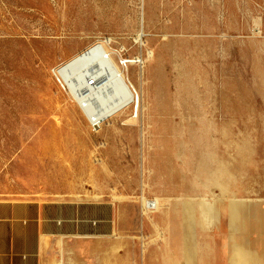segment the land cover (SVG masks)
Segmentation results:
<instances>
[{
	"label": "rangeland",
	"instance_id": "rangeland-1",
	"mask_svg": "<svg viewBox=\"0 0 264 264\" xmlns=\"http://www.w3.org/2000/svg\"><path fill=\"white\" fill-rule=\"evenodd\" d=\"M107 39L121 66L141 53L145 61L144 44L154 57L144 82L130 67L137 116L131 107L95 132L54 70ZM211 170L227 184L237 177L240 202L264 210V0H0V198L58 201L79 229L114 219L136 237L120 249L144 255L155 227L142 197L177 198L178 173L197 183ZM196 214L187 198L178 221L186 264H198ZM222 229L233 252L217 264L264 260L240 221L226 214Z\"/></svg>",
	"mask_w": 264,
	"mask_h": 264
},
{
	"label": "crops",
	"instance_id": "crops-1",
	"mask_svg": "<svg viewBox=\"0 0 264 264\" xmlns=\"http://www.w3.org/2000/svg\"><path fill=\"white\" fill-rule=\"evenodd\" d=\"M173 168L167 165L168 171L176 175ZM177 177L181 188L177 198L159 194L152 199L142 197V210L144 198L158 202L156 211L144 213L143 210V219L155 227L154 233L146 235L148 240L143 242L144 255L120 249L130 243L135 247L136 237L115 227L114 219H110V227L106 229L96 228L95 222L85 223L86 228L79 229L75 218L62 216L58 201L38 197L0 198V264H186L187 254L178 221L184 201L191 197L195 199L197 209L198 264H215L220 252L231 256L233 243L222 229L226 214H230L232 221H240L245 236L257 234L255 245L264 256V210L240 202L242 199L235 191L237 177L229 184L217 170L200 173L197 183L186 180L188 176L184 171ZM201 190L211 195L194 194ZM101 198L97 194L91 200L101 201ZM114 199L122 200L123 197L115 196ZM226 203L230 204L227 209L224 208ZM228 209H231L230 213ZM93 213L99 216L105 211L97 207ZM159 216H164L162 222ZM214 231L220 233L221 245L213 237ZM261 257H243L240 264H264ZM139 258L144 259L139 261Z\"/></svg>",
	"mask_w": 264,
	"mask_h": 264
},
{
	"label": "bare ground",
	"instance_id": "bare-ground-1",
	"mask_svg": "<svg viewBox=\"0 0 264 264\" xmlns=\"http://www.w3.org/2000/svg\"><path fill=\"white\" fill-rule=\"evenodd\" d=\"M141 37L142 34L138 38ZM110 45L111 39L96 42L54 70L60 82L77 100L89 122L99 123V130L104 124L129 111L131 107L134 108L133 115L136 113L137 116L138 110L135 106L139 104L140 96L130 79V67L141 68V71L138 70L139 80L144 82L143 65L145 61H151L154 57L153 51L144 44L147 53L145 61L141 53L140 57L126 59L121 66ZM143 200L144 213L157 210L156 200Z\"/></svg>",
	"mask_w": 264,
	"mask_h": 264
},
{
	"label": "built area",
	"instance_id": "built-area-1",
	"mask_svg": "<svg viewBox=\"0 0 264 264\" xmlns=\"http://www.w3.org/2000/svg\"><path fill=\"white\" fill-rule=\"evenodd\" d=\"M92 81V80H91ZM90 81V82H91ZM91 127H92V130L95 131V132H98L99 131V128H100V125L99 123L93 121L92 124L90 123Z\"/></svg>",
	"mask_w": 264,
	"mask_h": 264
}]
</instances>
